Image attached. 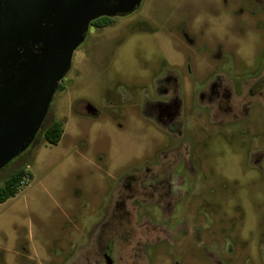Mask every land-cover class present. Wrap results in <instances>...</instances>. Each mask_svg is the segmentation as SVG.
I'll use <instances>...</instances> for the list:
<instances>
[{"label": "rangeland", "instance_id": "374dc122", "mask_svg": "<svg viewBox=\"0 0 264 264\" xmlns=\"http://www.w3.org/2000/svg\"><path fill=\"white\" fill-rule=\"evenodd\" d=\"M60 85L61 141L42 127L0 169L30 174L0 203V264H107L109 240L114 264H264V0H141Z\"/></svg>", "mask_w": 264, "mask_h": 264}, {"label": "water", "instance_id": "95a60500", "mask_svg": "<svg viewBox=\"0 0 264 264\" xmlns=\"http://www.w3.org/2000/svg\"><path fill=\"white\" fill-rule=\"evenodd\" d=\"M140 1L0 0V169L36 138L90 22ZM20 47L23 70L14 72L8 62Z\"/></svg>", "mask_w": 264, "mask_h": 264}, {"label": "flooded vegetation", "instance_id": "af4514ba", "mask_svg": "<svg viewBox=\"0 0 264 264\" xmlns=\"http://www.w3.org/2000/svg\"><path fill=\"white\" fill-rule=\"evenodd\" d=\"M125 14H128V13H116V14H111V15H102V16H100V17H98V18H96V19H94V20H92L91 22H90V25H89V27L91 26V27H93V28H95V29H104V28H106V27H109V26H112L113 25V22H114V18L115 17H117V16H119V15H125ZM89 27H88V29H89ZM87 29V30H88ZM188 40L190 41V42H192L191 41V39L188 37ZM193 43V42H192ZM42 46V44L41 43H39V44H36V45H34L32 48H33V51L34 52H36V53H38L39 52V48ZM19 50V52L17 53V54H15L14 56L12 55V57L9 59V62L8 63H10L11 64V67H12V71H13V69H15V71L14 72H21L22 70H23V67H22V65H21V62L24 60V54H23V48H19L18 49ZM60 84V83H59ZM256 86V85H255ZM59 87V86H58ZM257 87V86H256ZM172 98L173 97H176V93H173V95L171 96ZM170 97V98H171ZM154 105H152V107H153ZM82 107H84L85 108V110H86V113H87V115L88 116H90V117H98L99 115H100V110L95 106V105H93L92 103H89V102H85V104H83L82 105ZM152 107L150 108V109H152ZM170 106H167V105H161V106H159L157 109H156V111H157V114L159 115V122L161 121V120H163V122H169V130H176L175 129V127H173V122L171 123L170 121L171 120H173V116H174V114H175V111L174 112H172V110H171V108H169ZM149 109V110H150ZM147 111V110H146ZM146 111L144 112V116H145V113H146ZM151 111V110H150ZM48 113H49V111H48ZM47 116H48V114H47ZM47 116H46V118H47ZM46 118H45V120H46ZM45 120H44V122H45ZM44 122H43V124H44ZM171 123V124H170ZM43 124H42V126H41V128L43 127ZM168 130V131H169ZM40 131V130H39ZM167 131V132H168ZM172 131V132H173ZM169 133H170V131H169ZM38 135V134H37ZM37 137V136H36ZM36 139V138H35ZM35 139L32 141V143L35 141ZM31 143V144H32ZM30 144V145H31ZM29 145V146H30ZM28 146V147H29ZM27 147V148H28ZM26 148V149H27ZM25 149V150H26ZM24 150V151H25ZM23 151V152H24ZM22 152V153H23ZM21 153V154H22ZM21 154L19 155V156H17V157H21ZM16 158V157H15ZM125 203V202H124ZM124 205V204H123ZM121 212V211H120ZM117 216V215H116ZM105 222H107V220L105 221ZM111 245V246H110ZM101 252H102V255H103V257L105 258V261H106V263L107 264H114V261H113V258H112V256H110L109 255V253H111L112 254V252H113V242L111 241V240H109L108 242H107V244L105 245V247H103L102 249H101ZM107 256L109 257V260H108V258H107Z\"/></svg>", "mask_w": 264, "mask_h": 264}, {"label": "trees", "instance_id": "16d2710c", "mask_svg": "<svg viewBox=\"0 0 264 264\" xmlns=\"http://www.w3.org/2000/svg\"><path fill=\"white\" fill-rule=\"evenodd\" d=\"M61 85L59 84V87ZM58 87V88H59ZM48 117V116H47ZM47 119V118H46ZM43 124V137L50 144H58L64 133V122L62 120L52 119L48 124ZM30 175L26 171V166L22 165L17 170L11 172L3 181L0 183V203L5 202L10 197H13L19 191L21 185L20 182L24 175Z\"/></svg>", "mask_w": 264, "mask_h": 264}, {"label": "built area", "instance_id": "2783aa9c", "mask_svg": "<svg viewBox=\"0 0 264 264\" xmlns=\"http://www.w3.org/2000/svg\"><path fill=\"white\" fill-rule=\"evenodd\" d=\"M28 176V174H26V175H24V177H23V179L21 180V182H20V185H22V184H25L26 183V181H25V178Z\"/></svg>", "mask_w": 264, "mask_h": 264}, {"label": "crops", "instance_id": "0c3cea01", "mask_svg": "<svg viewBox=\"0 0 264 264\" xmlns=\"http://www.w3.org/2000/svg\"><path fill=\"white\" fill-rule=\"evenodd\" d=\"M65 124V123H64ZM63 128H64V125H63ZM64 134V133H63Z\"/></svg>", "mask_w": 264, "mask_h": 264}]
</instances>
